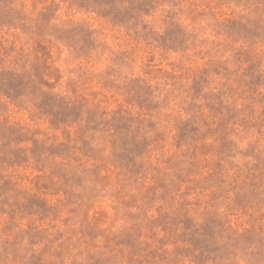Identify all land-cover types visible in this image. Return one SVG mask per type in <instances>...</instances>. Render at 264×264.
<instances>
[{
	"label": "rangeland",
	"instance_id": "rangeland-1",
	"mask_svg": "<svg viewBox=\"0 0 264 264\" xmlns=\"http://www.w3.org/2000/svg\"><path fill=\"white\" fill-rule=\"evenodd\" d=\"M0 264H264V0H0Z\"/></svg>",
	"mask_w": 264,
	"mask_h": 264
}]
</instances>
